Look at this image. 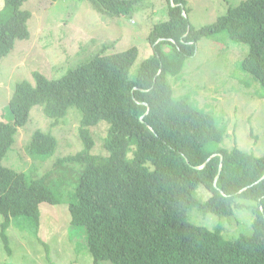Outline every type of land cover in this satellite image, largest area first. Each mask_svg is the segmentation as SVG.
Instances as JSON below:
<instances>
[{
    "label": "trees",
    "instance_id": "obj_1",
    "mask_svg": "<svg viewBox=\"0 0 264 264\" xmlns=\"http://www.w3.org/2000/svg\"><path fill=\"white\" fill-rule=\"evenodd\" d=\"M26 1L3 0L0 61L16 41L30 39L33 13L22 9ZM88 1L100 15L118 20L166 6V19L154 24L147 39L154 55L133 74L140 49L108 53L113 45L104 44L91 61L60 79L34 72L35 84L16 85L9 103L14 124L0 120L3 242L14 220L38 234L40 206L62 203L61 193L48 187V176L30 179L2 165L18 130L35 106H43L54 127L76 107L83 113L79 135L85 149L58 164L76 162L72 165L82 168L68 210L72 226L85 229L93 264H264V156L219 147L225 133L215 118L176 98L169 83V76L179 75L195 55L201 39L227 33L236 44L248 46L241 67L255 78L264 99V0L242 1L200 29L190 24L186 0ZM101 122L110 125L105 156L92 152L90 128ZM55 149L51 133L34 134V157L51 156ZM200 186L209 195L205 201L196 195ZM194 209L220 218L248 210L253 234L228 240L220 225L209 229L192 223Z\"/></svg>",
    "mask_w": 264,
    "mask_h": 264
},
{
    "label": "rangeland",
    "instance_id": "obj_2",
    "mask_svg": "<svg viewBox=\"0 0 264 264\" xmlns=\"http://www.w3.org/2000/svg\"><path fill=\"white\" fill-rule=\"evenodd\" d=\"M242 1L245 0H186L190 24L194 29L213 24ZM165 7L137 14L132 21L102 16L88 0L26 1L22 9L33 13L29 21L30 39L16 41L12 52L0 61V120L14 124L9 103L18 83L35 84L34 72L48 79H60L69 70L91 61L104 44L113 45L108 53L138 47L140 55L134 66L135 74L141 63L154 55L147 39L154 24L166 19ZM3 12L4 3L0 0V14ZM165 50L170 52L169 47ZM248 51V46L236 44L227 33L203 38L195 55L184 63L182 72L169 76V83L176 98L185 99L215 118L217 127L225 133L219 147L238 148L261 158L264 156V99L255 78L242 70L241 63ZM82 118L81 110L71 107L54 127L53 120L39 105L31 110L28 122L18 130L2 165L23 172L30 179L48 176V187L61 193L58 196L62 203L40 206L38 234L25 229L23 222L12 221L6 230V243L1 237L4 217L0 215V264H93L85 229L72 226L68 210L69 193L74 190L82 168L72 165L79 164L76 162L58 164L59 159L85 149L79 135ZM109 127L108 123L101 122L90 128L95 140L93 154L107 155L105 142ZM38 130L55 137L53 155L34 157L31 154L30 145ZM196 195L201 201L209 197L202 186ZM189 220L209 229L220 225L228 240L253 234L254 218L248 210L236 211L231 218H220L213 214L201 216L194 209ZM98 264L113 263L100 261Z\"/></svg>",
    "mask_w": 264,
    "mask_h": 264
},
{
    "label": "water",
    "instance_id": "obj_3",
    "mask_svg": "<svg viewBox=\"0 0 264 264\" xmlns=\"http://www.w3.org/2000/svg\"><path fill=\"white\" fill-rule=\"evenodd\" d=\"M184 15L186 16V14H185V12H184ZM212 157H214V156H212ZM211 159V158H210ZM210 159L208 160V161H210ZM207 161V162H208ZM222 161H223V158H222ZM205 165H203L202 167H200V168H203ZM264 178V177H263Z\"/></svg>",
    "mask_w": 264,
    "mask_h": 264
},
{
    "label": "clouds",
    "instance_id": "obj_4",
    "mask_svg": "<svg viewBox=\"0 0 264 264\" xmlns=\"http://www.w3.org/2000/svg\"><path fill=\"white\" fill-rule=\"evenodd\" d=\"M150 9H152V8H150ZM134 19V18H133ZM133 19H131L132 21H133Z\"/></svg>",
    "mask_w": 264,
    "mask_h": 264
}]
</instances>
